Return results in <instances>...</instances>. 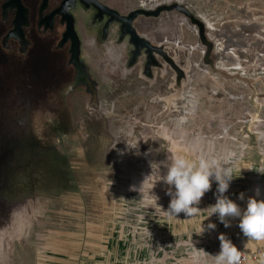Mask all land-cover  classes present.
<instances>
[{"label":"rangeland","instance_id":"1","mask_svg":"<svg viewBox=\"0 0 264 264\" xmlns=\"http://www.w3.org/2000/svg\"><path fill=\"white\" fill-rule=\"evenodd\" d=\"M137 1L111 0L122 10L133 8ZM183 4L205 25L214 66L204 63L207 49L199 27L177 12L167 13V18L178 19L173 27L185 23L171 28L166 37L173 40L176 35L187 46L178 62L187 72L181 87L173 86L170 71L150 81L137 71L124 76L118 70L109 74L97 111L88 110L77 97L67 112L51 102L43 108L33 98L29 105L24 97L11 107L1 104L0 264H76V246L92 256L85 255L79 264H130L136 259L152 264L148 250L168 243L164 235L156 239L151 231L163 222L182 229L187 225L183 238L188 245L181 244L190 251L187 261L194 260V251L200 248L211 253L219 247L221 233L239 253H264V239H246L238 219H231L225 228L215 214L208 217L215 184L195 215L175 217L166 211L169 186L159 179L166 172L161 162L166 163L169 154L194 161L201 156L215 158L236 177L228 192L231 199L243 192L246 201L256 189L264 198V0H184ZM160 20L165 21L163 16ZM253 21L260 26L238 27ZM223 30L229 37H246L248 46H230L235 56L228 58L222 49L229 43L218 39ZM151 38L161 41L157 33ZM49 78L55 80L57 75L50 73ZM57 83L53 81L54 87ZM245 201L237 203L243 207ZM138 217L145 223L140 243L146 255L131 260L105 257L109 232L111 247H120L125 243L120 240L123 227L136 228ZM210 221L216 229L200 234L201 225ZM130 243L135 250L136 241ZM86 244L91 247L82 248ZM260 256L257 260L264 264V255ZM200 258L214 261L213 255Z\"/></svg>","mask_w":264,"mask_h":264},{"label":"flooded vegetation","instance_id":"2","mask_svg":"<svg viewBox=\"0 0 264 264\" xmlns=\"http://www.w3.org/2000/svg\"><path fill=\"white\" fill-rule=\"evenodd\" d=\"M137 3L122 10L111 0H0V106H14L24 97L27 105L33 98L43 108L51 102L67 112L75 107L77 97L78 103L97 111L109 74L118 70L124 76L137 71L140 78L150 81L160 72L170 71L173 86L181 87L187 72L178 62L188 51L176 35L173 40L166 39L171 28L180 26L175 23L173 27L178 19L167 18V13L177 12L203 29L204 38L199 32L201 44H211L208 59L205 46L204 63L214 66L213 44L206 37L205 25L188 6L181 3L188 15L175 9L162 10L158 17L140 15L131 21L138 10L156 12L178 4L158 2L145 8ZM162 16L165 21L160 20ZM164 32L166 36L161 34ZM152 33L161 41L155 42ZM50 73L57 75L55 87Z\"/></svg>","mask_w":264,"mask_h":264},{"label":"clouds","instance_id":"3","mask_svg":"<svg viewBox=\"0 0 264 264\" xmlns=\"http://www.w3.org/2000/svg\"><path fill=\"white\" fill-rule=\"evenodd\" d=\"M161 164L166 172L163 176L159 175V180L169 186L166 192L170 197L166 210L169 215H195L202 197L215 184L214 203L208 206V217L215 214L217 222L225 228L231 226V219H238L237 227L246 239H264V198H260L259 189H256L246 201L243 192L237 194L236 200L231 199L228 192L236 177L229 167L215 158L201 156L194 161L173 154H169L167 162ZM237 201H245L244 206L241 207ZM215 229L216 223L210 221L206 226L201 225L200 234ZM217 239L220 242L219 252L213 255V264H238L239 252L232 241L223 233L218 234Z\"/></svg>","mask_w":264,"mask_h":264},{"label":"crops","instance_id":"4","mask_svg":"<svg viewBox=\"0 0 264 264\" xmlns=\"http://www.w3.org/2000/svg\"><path fill=\"white\" fill-rule=\"evenodd\" d=\"M144 220L140 217H138L136 219V224L135 226H137L136 228H133L130 225H126L123 227L122 229V233H121V238L120 240L125 242V243H121L123 245H121L120 247L117 246L114 248V246L111 247V241L113 239L112 237V232H109L108 236V240H106V246L105 248L107 250H104L105 257H110V259L112 260L113 257L116 256H124V258H126L127 260H131L132 258H141L143 255L145 256V245L140 243V240H144V237L142 236L143 233H145L144 230V226L142 225V223ZM145 225V223H144ZM154 225V224H151ZM186 225V224H185ZM157 228H153L154 231L153 233L156 236V239L158 237V235H164L163 240L168 241V243L161 248H150L148 250V254L149 257H151L150 262L152 264H212L213 262H208L206 263L205 261H203L200 257L203 255H208V256H212L214 254H217L219 252V247L215 246V249H213L212 251H210L211 253H208L207 250H203L202 248H200V250L194 251L195 253V258H193L194 260H188L187 261V256H189L188 254L190 253L189 249H186V246L181 245L182 243L188 245V243H186L185 238H183V236H187L188 234L187 232V225H186V229H182L180 227H178L177 223H173L170 225L169 224H165L163 222V224H158L156 225ZM162 227V228H161ZM184 230L186 232H184ZM150 231V233H152ZM130 233H133L131 235V237L129 236ZM134 235H136V237H134ZM190 238V237H189ZM136 241V246H135V250L133 249V247L131 246L132 243H130V241ZM155 240V239H154ZM191 240V239H190ZM113 245V244H112ZM144 246V248H143ZM204 246V245H203ZM80 246H76V264H79L78 262L80 261L81 258H85V255L88 256V258H91V254H85V253H81L79 250ZM91 245L86 244L84 247L82 246V248L86 249V248H90ZM94 247V246H93ZM194 247V246H193ZM95 248V247H94ZM120 248L122 249L120 251ZM194 255V254H193ZM201 255V256H200ZM192 256V255H191ZM94 257V255H93ZM164 258V259H163ZM180 258L184 259V261L180 260ZM90 260H88L89 262ZM95 261V260H94ZM86 261H83L82 264H87L85 263ZM129 263V261H128ZM148 262H144V261H138L137 259L134 261V263L130 264H147Z\"/></svg>","mask_w":264,"mask_h":264},{"label":"bare ground","instance_id":"5","mask_svg":"<svg viewBox=\"0 0 264 264\" xmlns=\"http://www.w3.org/2000/svg\"><path fill=\"white\" fill-rule=\"evenodd\" d=\"M165 2H174V3H178V4H183V2H184V0H167V1H165ZM157 4V2H156V0H138V3H137V5L138 6H140V7H145L146 8V6L147 5H156ZM181 4V5H182ZM209 24V27L212 29V30H215V28H214V26L212 25V23H208ZM257 23L256 22H249V23H242V24H240L238 27L239 28H241L243 25L244 26H246L247 28L250 26V25H255V27H258V26H260V25H256ZM249 25V26H248ZM238 27H237V29H238ZM251 27V26H250ZM232 30V29H231ZM233 31V30H232ZM231 31V32H232ZM239 31V30H238ZM219 37H218V39L221 41V38H223V39H226V41H225V44L226 43H229V46L227 47H223V49H222V51L226 54V56L229 58V56L228 55H233V56H235V53H234V50L230 47V46H232V47H234V46H236V47H242V46H248V44H246L245 43V41H244V39L246 38V37H243V36H240V35H236L235 37H229V35H228V30H227V32H225L224 30L223 31H219ZM235 33V32H234ZM236 34H238V33H236ZM233 35V34H232ZM234 36V35H233ZM254 36H256V34L254 35ZM222 42V41H221ZM251 45V44H250ZM230 47V48H229ZM243 48V47H242ZM238 62H239V60H237ZM237 69H241V66H240V63L237 65Z\"/></svg>","mask_w":264,"mask_h":264},{"label":"water","instance_id":"6","mask_svg":"<svg viewBox=\"0 0 264 264\" xmlns=\"http://www.w3.org/2000/svg\"><path fill=\"white\" fill-rule=\"evenodd\" d=\"M173 9H175V10H177V11H179V12H182V13H184V14H186V15H188V10L186 9V8H184V6H182L181 4H176V5H174L173 7H169V8H165V9H161V10H157L156 12H151V11H146V10H138V11H136V12H133V14H132V17H131V21H133L134 19H136L138 16H140V15H144V16H147V17H158L159 16V13L162 11V10H173ZM190 14V13H189ZM190 16V15H189ZM131 31H133V30H131ZM130 31V32H131ZM204 32H203V29L201 28L200 29V35L204 38V34H203ZM204 41V40H203ZM205 46H207V48H208V52H207V55H206V59H208L209 58V56H210V53H211V44L210 43H206L205 41H204V43H203ZM137 47V46H136ZM138 48V47H137ZM160 48L158 49V48H156V51L158 52V53H160L166 60H169L167 57H166V55L165 54H163V53H161L160 52ZM151 53V52H150ZM149 57L150 58H153L152 57V55L151 54H149ZM75 58H76V53H75ZM177 72L182 76L183 74H182V71H180L179 69L177 70ZM150 79L151 80H153V77L152 76H150Z\"/></svg>","mask_w":264,"mask_h":264},{"label":"built area","instance_id":"7","mask_svg":"<svg viewBox=\"0 0 264 264\" xmlns=\"http://www.w3.org/2000/svg\"><path fill=\"white\" fill-rule=\"evenodd\" d=\"M259 252L261 255H264L262 251ZM260 254H257L256 251H253L251 254H247L246 252L239 253L238 264H260V261L257 260L258 257H261Z\"/></svg>","mask_w":264,"mask_h":264}]
</instances>
